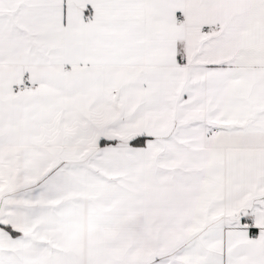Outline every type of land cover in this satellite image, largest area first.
Returning a JSON list of instances; mask_svg holds the SVG:
<instances>
[{"label":"snow or ice","instance_id":"1","mask_svg":"<svg viewBox=\"0 0 264 264\" xmlns=\"http://www.w3.org/2000/svg\"><path fill=\"white\" fill-rule=\"evenodd\" d=\"M0 264H264V0H0Z\"/></svg>","mask_w":264,"mask_h":264}]
</instances>
